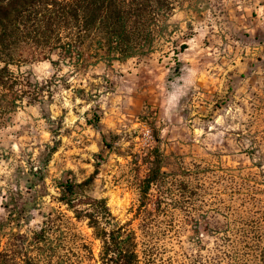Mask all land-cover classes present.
<instances>
[{
	"label": "rangeland",
	"instance_id": "1",
	"mask_svg": "<svg viewBox=\"0 0 264 264\" xmlns=\"http://www.w3.org/2000/svg\"><path fill=\"white\" fill-rule=\"evenodd\" d=\"M152 2L133 30L151 49L126 60L109 62L97 47L108 37L93 30L71 55L66 45L13 50L14 76L49 92L0 120V249L52 214L82 249L67 246L62 264H100V242L55 187L94 171L87 194L105 199L158 264L212 262L214 228L243 211L234 183L251 196L246 208L253 198L262 208L249 217L264 216V0ZM13 200L22 214L8 213Z\"/></svg>",
	"mask_w": 264,
	"mask_h": 264
},
{
	"label": "trees",
	"instance_id": "2",
	"mask_svg": "<svg viewBox=\"0 0 264 264\" xmlns=\"http://www.w3.org/2000/svg\"><path fill=\"white\" fill-rule=\"evenodd\" d=\"M152 0H4L0 2V120L23 104L30 105L43 99L48 86L17 78L10 71L12 52L20 43L35 47L68 48V55L77 51L88 31L104 33L108 38L98 42L109 62L134 57L148 51L151 45L139 43L133 30L146 24V10L153 7ZM139 20V21H138ZM67 31L61 37L59 31ZM55 35V36H54ZM63 39L68 41L64 42ZM99 118L95 116L94 122ZM55 151L54 148L51 150ZM96 171L81 182H56L57 201L72 214L76 222L85 221L93 237L101 244L100 264H158L151 247L141 248L136 233L128 223L119 224L111 214L106 200L87 194L92 187ZM159 169L155 165L144 179L142 194L156 183ZM40 179V178H39ZM233 184L234 195L243 211H232L221 228L213 230L212 258L209 264H264V216L257 214L261 206L256 200L251 209L244 205L251 200L247 192ZM247 190V188H246ZM244 197V198H243ZM252 200V201H253ZM8 213L22 214L24 205L13 200ZM254 209V211H252ZM62 219L47 214L43 226L31 236L10 233L0 249V264H62L61 252L82 250L77 235L59 226ZM65 230V231H64ZM201 237V236H200ZM199 236V242L201 241ZM143 245V244H142ZM76 253L75 257L79 258ZM77 258V259H78ZM229 262V263H228Z\"/></svg>",
	"mask_w": 264,
	"mask_h": 264
}]
</instances>
